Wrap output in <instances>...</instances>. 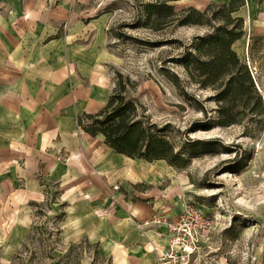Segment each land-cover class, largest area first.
<instances>
[{
    "label": "rangeland",
    "instance_id": "rangeland-1",
    "mask_svg": "<svg viewBox=\"0 0 264 264\" xmlns=\"http://www.w3.org/2000/svg\"><path fill=\"white\" fill-rule=\"evenodd\" d=\"M24 1L20 0L22 8ZM145 1L30 0L25 8L35 12L33 24L58 26L68 40V93L83 90L88 94L95 82L90 76L98 75L100 81L102 71L111 77L106 88L110 94L115 73H123L137 84L128 96L138 99L145 114L164 129L176 151L194 155L190 164L176 168L164 160L114 157L98 137L97 152L108 154L93 164L89 160L92 156L88 159L83 151L76 158L83 174L76 175L66 167L69 152L62 151L64 159L58 160L57 147L44 145L47 163L40 164L42 169L36 176L40 193L35 197L27 193L21 177L11 174L6 165L10 162L5 164L0 154V264H16L13 257L34 222L50 226L62 219L58 218V201L62 200L70 205L65 207L67 215L75 219L61 220V240L54 242L53 252H83V264H89L95 250L104 257L103 264H117L108 255L115 242L99 233L102 227H109L100 218L109 224L110 214L120 219L111 225L112 234H138L129 218L138 206L150 210L169 204L177 212L187 202L203 206L216 222L200 250L199 264H264V121L248 119L224 127L216 124V104L209 97L212 92L194 83L184 68L185 61L195 54L199 36L209 29L170 25L148 30L139 18L140 3ZM211 2L220 3L175 0L172 4L176 11L187 6L202 11ZM235 15L244 18L245 32L233 48L255 69V83L264 97V35L252 33L257 15L252 14L246 1ZM89 107L84 102L79 113ZM69 121L67 117V124ZM77 132L80 137L82 132ZM79 139L88 145L93 143L86 135ZM103 205L108 208L103 209ZM122 221L129 222L128 226ZM83 240L95 247L79 245ZM33 243L29 245L31 250L39 248V243ZM116 246L123 249L120 244ZM145 246L133 240L125 248L131 252L142 247L147 252ZM142 256L136 252L126 255L129 264H143ZM32 263L50 264V260L36 259Z\"/></svg>",
    "mask_w": 264,
    "mask_h": 264
},
{
    "label": "crops",
    "instance_id": "crops-1",
    "mask_svg": "<svg viewBox=\"0 0 264 264\" xmlns=\"http://www.w3.org/2000/svg\"><path fill=\"white\" fill-rule=\"evenodd\" d=\"M28 1L30 0L24 1L22 8L20 0H0V154L2 161H6L5 164L10 162L6 165L10 166L11 174L25 181L27 193L38 197L40 185L36 176L42 169L40 164L47 163L45 159L48 152L43 149L44 145L53 144L57 147L58 160L64 159L62 151L69 152L70 157L66 167L76 175L83 174L76 162L77 156L83 151L88 159L92 156L89 160L93 161V164L98 163L101 157L108 154H104V151L97 152L98 143L95 141L98 137H101L102 143L113 152L104 143L102 136H91L76 125V118L81 113H95L106 104L110 95L106 88L111 82V77L100 71L99 74L102 75L100 81L96 79L98 75L90 76L95 82L88 94H85L83 90L68 93L65 77L69 62V42L60 33L58 26L33 24L31 17L35 16L33 15L35 12L32 13L29 8H25ZM246 2L249 3L252 14L257 15L256 23L252 28L253 35H264V0H246ZM66 32L63 33L66 34ZM238 41L233 44V47L239 43ZM100 92L104 95H100ZM84 102H87L90 107L79 113V108ZM75 115H77L76 118ZM67 117L70 119L68 124ZM78 130L82 132L80 137L77 134ZM84 135L93 143L88 145L86 141L79 139ZM9 150L12 151L10 155ZM113 153L111 155L114 157L124 156ZM66 155L69 156L68 153ZM72 155L75 156H73L75 160ZM102 163L104 161H101ZM44 168L46 170L47 166ZM103 206V209L108 208L107 205ZM180 211L174 212V208L169 204L160 208L155 206L150 210L138 206L134 212L130 213L132 216L129 218L133 223L136 219H145L153 214L172 219ZM67 214L66 211L64 219L66 217L70 221L75 219V216ZM109 216V221L114 226L119 223V218L111 214ZM106 220L100 218L102 223L109 225L108 230L102 227L99 233L101 236L106 235L111 242H115L112 250L108 252L115 263L129 264L126 255L136 252L143 254V264H156V254L151 250L149 239L163 244V237L150 235L148 239L137 230L135 224L134 228L141 236L128 232L112 234L109 231L112 224ZM122 223L127 226L129 224L124 221ZM161 231H165V227ZM133 240L146 244L148 251L145 252L142 247H137L130 252L125 246ZM117 244L123 246V249L121 250L120 247L117 249Z\"/></svg>",
    "mask_w": 264,
    "mask_h": 264
},
{
    "label": "trees",
    "instance_id": "trees-1",
    "mask_svg": "<svg viewBox=\"0 0 264 264\" xmlns=\"http://www.w3.org/2000/svg\"><path fill=\"white\" fill-rule=\"evenodd\" d=\"M173 1L141 2L139 18L142 26L151 31L170 25L207 27L209 32L199 36L195 54L185 61L186 73L194 83L212 92L209 97L216 104L215 122L218 126L240 124L248 119L263 123L264 97L249 66L233 48L245 32L244 18L235 13L246 0L211 2L202 11L193 6L176 11ZM136 86V82L117 71L106 104L95 113H81L76 118L77 127L91 136H102L113 152L126 157L148 162L164 160L176 168L187 167L194 155L176 151L164 129L145 114L138 99L128 96L127 92ZM58 203L61 208L58 218L62 219L50 226L46 222H34L13 257L16 264H34L32 262L36 259H49L50 264H83V252H53L54 242L61 240L60 224L66 216L67 203ZM31 242L39 243V248L31 250ZM80 244L92 246L84 240L79 241ZM91 255L89 264H103L104 257L98 250Z\"/></svg>",
    "mask_w": 264,
    "mask_h": 264
},
{
    "label": "built area",
    "instance_id": "built-area-1",
    "mask_svg": "<svg viewBox=\"0 0 264 264\" xmlns=\"http://www.w3.org/2000/svg\"><path fill=\"white\" fill-rule=\"evenodd\" d=\"M248 66L254 76L255 69ZM134 224L148 239L150 235L164 238L163 244L149 239L151 250L156 254V264H199L200 250L210 239L216 222L203 206L187 202L172 219L153 214L136 219ZM163 227L165 231H161Z\"/></svg>",
    "mask_w": 264,
    "mask_h": 264
}]
</instances>
